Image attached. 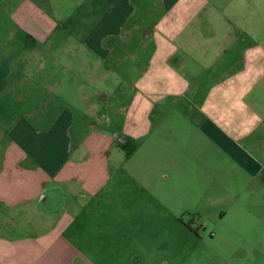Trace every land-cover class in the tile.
<instances>
[{
    "label": "crops",
    "instance_id": "crops-1",
    "mask_svg": "<svg viewBox=\"0 0 264 264\" xmlns=\"http://www.w3.org/2000/svg\"><path fill=\"white\" fill-rule=\"evenodd\" d=\"M61 1L73 17L57 26L76 32L49 35L56 24L39 19L43 32L31 39L48 43L25 56L13 83L39 92L34 106L13 116L0 147V264H111L113 249L136 243L154 252L156 243L133 235L167 233L158 220L174 215L172 181L162 171L194 160L207 167L209 151L214 170L233 169L232 190L219 193L232 192L239 218L248 217L246 228L219 229L231 236L216 244L210 264H264L257 25L234 23L229 2L214 0ZM20 7L23 19L33 16ZM119 144L132 148L125 154ZM149 218L152 225H143ZM195 221L194 235L203 229ZM128 254V264L173 263Z\"/></svg>",
    "mask_w": 264,
    "mask_h": 264
},
{
    "label": "rangeland",
    "instance_id": "rangeland-1",
    "mask_svg": "<svg viewBox=\"0 0 264 264\" xmlns=\"http://www.w3.org/2000/svg\"><path fill=\"white\" fill-rule=\"evenodd\" d=\"M28 1L32 4L31 6ZM60 2L62 1L60 0ZM60 2L58 0H0V147L6 141L5 133H7L13 116L22 115L27 108L34 106L35 95L39 92L26 91L23 84L21 87L13 86L15 80L22 76L18 70L24 65L25 56L48 43L47 41L41 42L31 39L32 35L43 32L42 26L36 22H39L41 18L51 19L56 25L48 31L49 35L74 34L76 32L74 29H68L75 27L57 26L58 19L64 15H69L67 19L70 20L73 17L71 9L68 8L64 11L63 3ZM214 2H229L225 5H231L234 10L233 18H231L233 22L240 24H245L248 21L253 22L257 25V36L262 38L261 40L264 42V0H214ZM16 4L19 7L25 4L20 9L30 8L33 16L23 19V11L14 10ZM15 18L20 20L16 21ZM33 19L35 21H32ZM21 22H24L23 25ZM50 45H55V42H51ZM35 108H37L36 111L42 109L40 106ZM186 108L189 110L188 107ZM188 112L192 114L195 120L197 115L195 108L193 107ZM176 126H179L177 122ZM174 133L180 132L175 130ZM197 140L193 134L191 138L193 156L200 148ZM189 143L187 149L191 148ZM177 147L180 149L179 145ZM209 155L207 167L201 168L194 163V160L190 164L177 165V167L175 165L162 171V173L168 174V179L172 181V189L169 187L168 190L169 194H167L168 187L166 186H162V191H166L162 193L170 196L169 210L174 212V215L166 217L163 212L161 219L158 220L160 221L159 225L167 226V233L153 236L151 234L133 235L138 237V240L136 238L135 241H145L148 246H151L150 242L156 243L157 250L151 252L150 249L143 248L139 243H136L135 245L138 246L133 247L134 249L130 248L129 251L113 249L111 264H128L126 257H128V253L134 252L140 254L142 260L146 258L167 259L175 264H190L191 261L193 264H210L212 260L216 261L217 256H219L215 249L216 244L221 242L222 237L231 236L220 234V228H232L238 225L248 227L245 225V222H248V217L239 218L242 208L236 204V197L234 199L232 192L229 196H224L218 191V188H224L226 191L229 188L232 190V187H229L232 182L229 181H233L231 178L233 169L214 170L211 164V157L213 156L211 151H209ZM205 173L208 174L207 178ZM215 180L220 183L216 185ZM224 180L226 181L224 182ZM188 187L191 189L188 190ZM144 220L143 225H152L151 218ZM195 220L203 225V229H197L196 235L188 229L190 226L196 225ZM185 223L187 225H184ZM251 236L245 235V240L248 241ZM149 253H151L150 256H148ZM233 254H236V251Z\"/></svg>",
    "mask_w": 264,
    "mask_h": 264
},
{
    "label": "trees",
    "instance_id": "trees-1",
    "mask_svg": "<svg viewBox=\"0 0 264 264\" xmlns=\"http://www.w3.org/2000/svg\"><path fill=\"white\" fill-rule=\"evenodd\" d=\"M119 146L121 148H123L125 154H127L130 151V149L132 148V145L126 146V144H119ZM184 225H187V224L185 223ZM186 227H188V226H186Z\"/></svg>",
    "mask_w": 264,
    "mask_h": 264
},
{
    "label": "built area",
    "instance_id": "built-area-1",
    "mask_svg": "<svg viewBox=\"0 0 264 264\" xmlns=\"http://www.w3.org/2000/svg\"><path fill=\"white\" fill-rule=\"evenodd\" d=\"M120 139H121L120 135H118V134H114V135H113V140H114L115 142L120 141Z\"/></svg>",
    "mask_w": 264,
    "mask_h": 264
}]
</instances>
